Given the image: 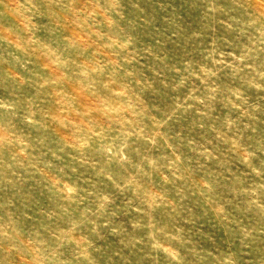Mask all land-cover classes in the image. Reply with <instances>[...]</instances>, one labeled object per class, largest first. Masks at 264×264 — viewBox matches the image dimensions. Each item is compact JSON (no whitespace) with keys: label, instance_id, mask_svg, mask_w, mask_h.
I'll return each instance as SVG.
<instances>
[{"label":"rangeland","instance_id":"1","mask_svg":"<svg viewBox=\"0 0 264 264\" xmlns=\"http://www.w3.org/2000/svg\"><path fill=\"white\" fill-rule=\"evenodd\" d=\"M0 264H264V0H0Z\"/></svg>","mask_w":264,"mask_h":264}]
</instances>
